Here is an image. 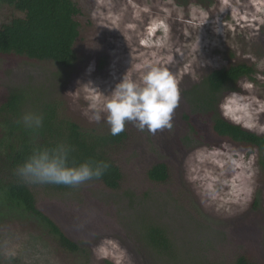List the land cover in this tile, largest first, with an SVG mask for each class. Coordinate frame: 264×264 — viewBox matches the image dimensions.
<instances>
[{
	"label": "rangeland",
	"instance_id": "obj_1",
	"mask_svg": "<svg viewBox=\"0 0 264 264\" xmlns=\"http://www.w3.org/2000/svg\"><path fill=\"white\" fill-rule=\"evenodd\" d=\"M73 1L81 10L76 63L63 68L2 56L0 98L23 88L56 103L60 116L82 130L111 132L104 113L100 122L91 119L105 95L125 75L138 79L157 65L177 83L172 127L152 132L126 122L128 139L109 150L124 174L118 191L96 183L66 194L34 188L39 208L78 252L61 249L39 219L0 200V264H232L242 253L264 263L259 151L229 141L203 144L192 127H200L203 115L190 96L215 70L253 66V78L231 86L218 110L264 135V0H187L184 6L178 0ZM16 17L23 14L0 6V26ZM160 163L170 177L151 182L146 173ZM151 224L166 230L171 255L146 240Z\"/></svg>",
	"mask_w": 264,
	"mask_h": 264
},
{
	"label": "trees",
	"instance_id": "obj_2",
	"mask_svg": "<svg viewBox=\"0 0 264 264\" xmlns=\"http://www.w3.org/2000/svg\"><path fill=\"white\" fill-rule=\"evenodd\" d=\"M178 2L183 6L188 3L187 0ZM0 6L23 14V17H16L0 26V57L17 56L53 62L63 68H71L76 63L75 45L80 37V24L76 18L81 10L73 0H0ZM255 73L253 66L239 63L209 74L190 94L203 115L200 127H192L195 135L204 136L202 143L205 145L229 141L256 148L259 151V166L264 172V135L226 120L218 110L221 96L243 78L252 79ZM27 112L43 116V126L38 131L33 132L19 123ZM128 136L127 129L118 135L82 130L77 123L60 116L56 103L34 96L23 88L10 89L0 98V200L39 219L61 249L78 252L79 245L39 208L34 188L42 187L49 193L66 194L74 188L96 183L110 191L120 190L124 174L109 150L122 145ZM34 139L42 147H52L61 142L71 146L70 166L93 159L106 161L110 167L102 178L77 187L29 184L16 175V169L36 146ZM146 176L151 182L165 183L170 174L167 165L160 163L151 167ZM144 235L159 254L171 255V240L164 228L156 224L146 225ZM232 264L264 263L255 261L249 253H242Z\"/></svg>",
	"mask_w": 264,
	"mask_h": 264
},
{
	"label": "clouds",
	"instance_id": "obj_3",
	"mask_svg": "<svg viewBox=\"0 0 264 264\" xmlns=\"http://www.w3.org/2000/svg\"><path fill=\"white\" fill-rule=\"evenodd\" d=\"M105 97L103 108L97 110L91 119L100 122L101 113H104L111 134L118 135L125 130L126 122H134L140 130L147 128L152 132L162 128L171 129L179 93L175 77L168 69L148 65L138 79L125 75L111 94ZM92 107L96 108V105ZM19 123L36 132L43 126V116L27 112ZM71 151V146L63 142L52 147H42L36 143L27 160L16 169V175L29 184L77 187L102 178L110 167L106 161L93 159L70 166Z\"/></svg>",
	"mask_w": 264,
	"mask_h": 264
},
{
	"label": "bare ground",
	"instance_id": "obj_4",
	"mask_svg": "<svg viewBox=\"0 0 264 264\" xmlns=\"http://www.w3.org/2000/svg\"><path fill=\"white\" fill-rule=\"evenodd\" d=\"M99 86H101V85H99ZM94 87V86H93Z\"/></svg>",
	"mask_w": 264,
	"mask_h": 264
}]
</instances>
